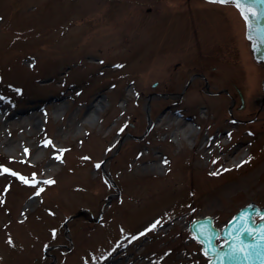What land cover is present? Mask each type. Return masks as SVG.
Returning a JSON list of instances; mask_svg holds the SVG:
<instances>
[{"label": "rangeland", "instance_id": "obj_1", "mask_svg": "<svg viewBox=\"0 0 264 264\" xmlns=\"http://www.w3.org/2000/svg\"><path fill=\"white\" fill-rule=\"evenodd\" d=\"M175 62L177 82L202 71L213 88L260 94L234 5L0 0V264H206L189 222L209 215L222 227L240 207L264 206V113L232 125L228 100L197 81L182 99L138 96ZM144 108L160 122L128 139Z\"/></svg>", "mask_w": 264, "mask_h": 264}, {"label": "flooded vegetation", "instance_id": "obj_2", "mask_svg": "<svg viewBox=\"0 0 264 264\" xmlns=\"http://www.w3.org/2000/svg\"><path fill=\"white\" fill-rule=\"evenodd\" d=\"M160 67L162 69L159 70L157 73L160 80L156 79L153 82H151L150 85L152 89L148 92H145L143 90H141V92L137 91L140 98H144L147 101L155 100V99H170V98L182 99L186 95L187 90H189V87L191 85H194L195 82L197 81L198 83L196 84L198 86L199 93L205 94L209 97L222 96L225 100H228V107H227L228 120L233 125L242 124L243 122H255L259 118L258 114L264 113V91L262 90V88H260V94L252 97V99L250 98L246 100L241 90L239 89L238 85L235 83H232L231 85L233 87L234 94L231 93L229 89H227V87L225 86L213 88L211 87L209 78L202 71H191L189 74H186L185 82H183V79H181L182 83H180L175 80L177 79L176 76L179 73L182 74V70H181L182 65L180 62L172 63V65L165 63ZM164 79H166L167 81V83H164L166 84V86L163 88V90H159L160 85L163 84V81L161 80ZM177 86L179 88H177ZM215 103H217V101H215ZM253 106L257 107L254 114L252 111ZM143 111H144V128L142 129V132L138 134L127 132L126 136L129 137V139L143 140L146 137H149L151 132L154 131V128L160 122L159 116L161 114L156 113L153 114L152 117L151 110L148 111L147 108H144ZM200 111L206 112L207 108H205V106L203 107L200 106ZM172 114L177 117H182L186 121H191V119H193L192 115L188 114L184 116V114L179 109H174L172 111ZM128 124L130 127L134 126V123L132 122H128Z\"/></svg>", "mask_w": 264, "mask_h": 264}, {"label": "water", "instance_id": "obj_3", "mask_svg": "<svg viewBox=\"0 0 264 264\" xmlns=\"http://www.w3.org/2000/svg\"><path fill=\"white\" fill-rule=\"evenodd\" d=\"M246 7H253L257 12V17H252L251 15L248 16V23L252 26V29L259 28L261 31L257 34L255 31L251 32V35L254 38V41L249 40V29L246 26V37L250 41V46L252 50V54L257 62L264 63V4L262 3H253V0H246L245 3ZM258 49V50H255ZM247 215V226L253 229V235L249 236L247 233L242 231V228L245 224V221H241L240 217L242 215ZM258 215L262 219L259 220L257 223L253 216ZM201 225H203L207 229V233L212 237L211 244L214 246V251H208V241L200 235L198 229H200ZM264 229V207L258 208L253 203L248 204L246 207L242 208L238 213H236L233 218L230 220L228 225L221 231L215 228L212 224L211 218H202L197 219L190 225V230L195 236L202 243V249L206 256L210 257L208 264H264V262L252 259V260H245L244 253H234L231 257L226 255L230 252L233 245H240V244H256L258 241L260 242V251L264 252V241H261L260 230ZM231 233V235H230ZM239 234V240H236L235 237ZM223 238L225 242L223 244H216L217 238ZM251 251V249H248ZM225 254V258L221 261L218 259L216 253Z\"/></svg>", "mask_w": 264, "mask_h": 264}, {"label": "snow or ice", "instance_id": "obj_4", "mask_svg": "<svg viewBox=\"0 0 264 264\" xmlns=\"http://www.w3.org/2000/svg\"><path fill=\"white\" fill-rule=\"evenodd\" d=\"M209 2L211 3H219V4H231V5H234L241 13V16L243 19H245V22H246V26L248 27L249 29V40L254 41V38L253 36L251 35V32L252 31H255L257 34L260 33V29L257 28V29H252V26L248 23V16L251 15L252 17H257V12L256 10L253 8V7H246L245 6V3H246V0H209ZM253 3H262L264 4V0H253ZM255 50H258V49H255ZM51 142L50 141H46L45 142V146L47 147ZM27 151V150H26ZM64 150H59V152L62 154ZM56 159H60V155H57L55 157ZM84 159H88L87 157H85ZM165 163H167V161H165ZM213 163H215V161H213ZM97 168L100 167L99 164L96 165ZM2 172H9L8 169H2L0 170ZM11 175L13 176H17L16 173L14 172H11L10 173ZM212 175H216V173H212ZM21 182L25 183V184H30V186H33L35 187L36 183H44V184H51V183H54V181H51V180H45V181H42V182H38L35 180V176H33L31 178V181L23 176H19L18 177ZM43 191V189H39V191H37L36 195H39L40 192ZM241 221H245V224L242 228V231L244 233H247L249 236H252L253 235V229L249 228L247 226V215H242L240 217ZM157 224H159V221H157L156 223H154L149 229L148 231H152L153 229L156 228ZM198 231L200 232V235H202L206 241H208V251H214V246L211 244V239L212 237L207 233V229L201 225L200 229H198ZM260 232L262 233L261 236H260V239L261 241H264V229H261ZM141 235H144V233H141ZM231 235V233H230ZM236 240H239V234L235 237ZM9 243H11V240L8 241ZM222 247V246H221ZM261 245H260V242L258 241L256 244H240V245H233L232 249L230 250L229 253H227L226 255H228L229 257H231L234 253H244V259L245 260H252V259H257V260H260L262 262H264V252H261L259 249H260ZM248 249H251V251H248ZM218 259H220L221 261L225 258V254H222V253H216Z\"/></svg>", "mask_w": 264, "mask_h": 264}, {"label": "bare ground", "instance_id": "obj_5", "mask_svg": "<svg viewBox=\"0 0 264 264\" xmlns=\"http://www.w3.org/2000/svg\"><path fill=\"white\" fill-rule=\"evenodd\" d=\"M220 7V6H219ZM220 8H224V7H220ZM240 30V29H239ZM250 52V51H249ZM251 54V53H250ZM258 67V69L260 68V69H262V66H259L258 64H256ZM98 106V105H97ZM99 107V106H98ZM222 135H224V136H226V134L225 133H223V134H220V135H218V134H212V138H213V140H215L216 138H217V136H222ZM208 138V137H207ZM242 157V156H241Z\"/></svg>", "mask_w": 264, "mask_h": 264}]
</instances>
